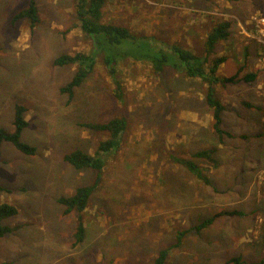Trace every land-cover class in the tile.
<instances>
[{"label":"rangeland","instance_id":"rangeland-1","mask_svg":"<svg viewBox=\"0 0 264 264\" xmlns=\"http://www.w3.org/2000/svg\"><path fill=\"white\" fill-rule=\"evenodd\" d=\"M36 1L40 20L31 26L26 19L11 22L28 0H0V127L13 130L15 104L24 105L28 126L21 138L35 147L32 155L10 142L1 147L0 203L18 212L5 220L16 229L0 237V264H152L178 230L186 233L167 264H234V256L264 264V0H107L103 7L104 21L199 55L215 21L230 22L214 50L225 57L217 75L241 78L214 85L224 105L221 128L230 135L212 128L206 79L171 67L155 73L148 61L131 57L116 65L122 100L113 94L116 84L101 53L68 100L61 88L76 65L54 60L91 52L93 41L77 24L73 0ZM139 41L132 51L141 52ZM127 46L123 41L118 51ZM250 72L253 80H242ZM122 115L127 126L120 147L106 155L82 212L84 239L76 243V214L58 199L93 183L96 174L63 156L74 148L93 153L105 138L83 123ZM209 148L212 162L195 160L208 167L211 185L170 159ZM222 210L244 214L195 229Z\"/></svg>","mask_w":264,"mask_h":264},{"label":"trees","instance_id":"trees-1","mask_svg":"<svg viewBox=\"0 0 264 264\" xmlns=\"http://www.w3.org/2000/svg\"><path fill=\"white\" fill-rule=\"evenodd\" d=\"M75 3V11L77 24L82 32L90 36L93 41L94 49L91 52L78 50L73 54L63 53L58 55L54 62L57 65L75 64L76 70L72 78L61 88L68 100H72L74 89L79 87L86 77L93 71L96 63V56L101 53L103 61L109 69L110 75L113 77L116 84L113 89V94L118 100H122L123 92L119 79L117 78L116 65L119 60L131 57L136 60L148 61L155 73H161L165 67H171L175 70L184 73L188 77H201L206 79L207 87L205 91V102L212 110V128L219 135H230L229 132L221 128L222 111L224 105L217 98L214 85L235 83L240 81L238 73L231 76H218L217 71L220 64L225 60L224 56H215V47L218 42L227 38L229 34L230 22L226 19H217L212 25L204 40V51L202 55L195 52L176 46V44H165L162 42L152 41L150 37L145 35L135 36L130 32L129 28L118 25L109 21L103 20V7L107 0H73ZM26 19L31 26L39 22V13L36 0H28L27 6L20 9L14 14L11 22ZM134 37H137L136 39ZM145 39H138V38ZM140 45L141 52L132 51V47L136 45V41ZM125 41L127 49L123 52L118 51L119 45ZM174 45V46H172ZM214 56L211 58V56ZM255 77L254 73H246L242 77L244 81H251ZM244 105L249 107V102H244ZM26 108L22 104H15L13 130H7L0 127V157L2 154L1 147L3 142H10L15 148L21 152L32 155L35 152V147L21 138L22 132L28 126V121L25 119L24 113ZM83 126L89 127L96 131L105 133V138L99 141L97 148L93 153L85 152L80 148H74L65 153L64 160L76 169H89L96 174L93 183L80 185L75 188L74 192L69 196H62L58 201L64 206L65 212L75 213L77 225L74 232L76 243L84 239L86 227L84 225L82 212L87 207L92 193L97 188L100 173L106 162V155L117 150L120 147L121 135L127 126V120L124 115L110 118L102 122H87ZM264 134V133H263ZM214 150L199 149L191 156L181 157L175 154L170 155V159L178 164H181L187 171L197 177L203 184L211 185V178L207 173L208 167L198 164L195 158H202L208 162L213 161ZM0 189L2 187L0 186ZM17 207L10 202L0 203V237L16 229L5 223V220L16 215ZM241 210H222L203 219L195 225V229L200 231L212 224L214 220L222 215L237 216L243 215ZM186 231L178 230L176 232L175 241L172 245L160 249L152 264H167L169 254L172 248L178 247L185 235ZM234 264H263L262 260L245 262L240 256L230 258Z\"/></svg>","mask_w":264,"mask_h":264},{"label":"built area","instance_id":"built-area-1","mask_svg":"<svg viewBox=\"0 0 264 264\" xmlns=\"http://www.w3.org/2000/svg\"><path fill=\"white\" fill-rule=\"evenodd\" d=\"M261 20H262V24L264 26V18H262ZM260 33H261L260 40L264 43V28L262 29V31ZM261 58H262L261 61L264 64V52H263Z\"/></svg>","mask_w":264,"mask_h":264}]
</instances>
